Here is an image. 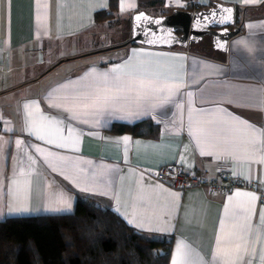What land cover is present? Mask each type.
I'll list each match as a JSON object with an SVG mask.
<instances>
[{
	"label": "crops",
	"instance_id": "0c3cea01",
	"mask_svg": "<svg viewBox=\"0 0 264 264\" xmlns=\"http://www.w3.org/2000/svg\"><path fill=\"white\" fill-rule=\"evenodd\" d=\"M123 2L96 23L110 0H0V221L73 214L84 197L153 238L172 236L170 264L180 243L188 264H264V205L247 188H264V0ZM218 4L235 8L240 29L225 53L206 38L131 43L139 12ZM143 120L159 132L110 131ZM166 164L201 178L226 170L246 186L175 188L156 178Z\"/></svg>",
	"mask_w": 264,
	"mask_h": 264
},
{
	"label": "trees",
	"instance_id": "16d2710c",
	"mask_svg": "<svg viewBox=\"0 0 264 264\" xmlns=\"http://www.w3.org/2000/svg\"><path fill=\"white\" fill-rule=\"evenodd\" d=\"M118 8L119 0H110V9L98 12L95 22L113 20ZM159 129L143 120L115 124L110 131L146 138ZM173 242L172 236L153 238L116 211L79 197L73 214L0 221V264H170Z\"/></svg>",
	"mask_w": 264,
	"mask_h": 264
},
{
	"label": "water",
	"instance_id": "95a60500",
	"mask_svg": "<svg viewBox=\"0 0 264 264\" xmlns=\"http://www.w3.org/2000/svg\"><path fill=\"white\" fill-rule=\"evenodd\" d=\"M224 9H231V18L221 22L228 16ZM140 14L146 18L137 20L136 16ZM235 25V8L221 4L196 12L175 10L169 15L158 17L142 11L134 16L132 43H141L152 47L188 48L210 37L213 48L225 53L230 40L240 33L239 28L232 29Z\"/></svg>",
	"mask_w": 264,
	"mask_h": 264
},
{
	"label": "built area",
	"instance_id": "2783aa9c",
	"mask_svg": "<svg viewBox=\"0 0 264 264\" xmlns=\"http://www.w3.org/2000/svg\"><path fill=\"white\" fill-rule=\"evenodd\" d=\"M157 180L164 183H170L175 188L191 190L196 187L209 188L213 193L227 195L235 189L244 188L245 181L239 177L222 170L218 176L210 178H201L194 172L185 169L178 164H166L159 168L156 174ZM247 188L256 192L261 203L264 205V188L258 189L254 184H249Z\"/></svg>",
	"mask_w": 264,
	"mask_h": 264
},
{
	"label": "snow or ice",
	"instance_id": "6c2138e0",
	"mask_svg": "<svg viewBox=\"0 0 264 264\" xmlns=\"http://www.w3.org/2000/svg\"><path fill=\"white\" fill-rule=\"evenodd\" d=\"M120 8H121L122 12L126 10L123 0H121ZM224 12L228 13V16L225 17L224 20H222L221 22H224L225 20H229L231 18V9H224ZM212 15H215V13H212ZM142 18H146V17H143V14H140V15L136 16L137 20H140ZM156 23H159V21H156ZM113 71H117V69H113ZM25 107H27V105ZM40 119L42 121L47 120V121H49L52 124H58L59 123L58 121H52V119L50 117H45L42 114L40 116ZM69 131H71V130H69ZM59 132H60V129L59 128H55V133L58 134ZM36 135H37V139H42V140L45 139V137L43 135H40L39 132H37ZM129 139H130L129 137H124L123 138L125 143H127L129 141ZM17 143L20 144L21 142L17 141ZM47 143H54V141L49 139V140H47ZM57 146L58 147H62L63 145L58 144ZM253 199H255V197H253ZM68 206L70 207V205H68ZM18 211L26 212L27 209L26 208H21ZM116 211L119 212L120 211L119 208H117ZM121 215L125 216V219L127 220V222L129 224H132L135 227H140V228L143 227L142 224L136 223L133 218L128 217L126 214L121 213ZM147 230L148 231H152L153 229H147ZM183 248H184V246H183L182 243L177 245L176 254H175V256H173L171 264H188L187 253L183 250Z\"/></svg>",
	"mask_w": 264,
	"mask_h": 264
},
{
	"label": "rangeland",
	"instance_id": "374dc122",
	"mask_svg": "<svg viewBox=\"0 0 264 264\" xmlns=\"http://www.w3.org/2000/svg\"><path fill=\"white\" fill-rule=\"evenodd\" d=\"M133 29H134V19L132 20V36H133ZM132 39H133V37H132ZM210 42L211 41V45H212V39L210 38V37H207L206 38V42Z\"/></svg>",
	"mask_w": 264,
	"mask_h": 264
},
{
	"label": "flooded vegetation",
	"instance_id": "af4514ba",
	"mask_svg": "<svg viewBox=\"0 0 264 264\" xmlns=\"http://www.w3.org/2000/svg\"><path fill=\"white\" fill-rule=\"evenodd\" d=\"M235 28H237L236 25L234 27H232V29H235Z\"/></svg>",
	"mask_w": 264,
	"mask_h": 264
}]
</instances>
